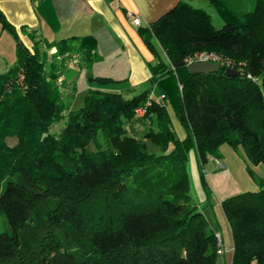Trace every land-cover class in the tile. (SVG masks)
Here are the masks:
<instances>
[{
    "label": "trees",
    "instance_id": "obj_1",
    "mask_svg": "<svg viewBox=\"0 0 264 264\" xmlns=\"http://www.w3.org/2000/svg\"><path fill=\"white\" fill-rule=\"evenodd\" d=\"M207 3L219 28L186 0L136 26L159 100L149 86L127 98L105 87L119 80L87 75L76 108L62 102L47 51L21 43L0 12L15 52L0 72V264H214V231L190 201L187 154L201 164L226 143L264 167V0L246 12L240 0ZM93 37L49 46L61 57L82 49L89 62ZM199 52L215 53L218 70L188 72L184 58ZM246 170L257 188L219 200L230 264H264V184Z\"/></svg>",
    "mask_w": 264,
    "mask_h": 264
},
{
    "label": "crops",
    "instance_id": "obj_2",
    "mask_svg": "<svg viewBox=\"0 0 264 264\" xmlns=\"http://www.w3.org/2000/svg\"><path fill=\"white\" fill-rule=\"evenodd\" d=\"M178 1L0 0V12L6 22L15 28L21 43L30 47L32 42H36L38 50L47 51L46 56L52 55V60L60 64L55 68V72L62 83V86L59 87L61 100L68 104L67 107H70L75 91L72 80L79 72V67L91 70L96 61L111 62L109 67L113 70L122 67L124 71L118 85L126 84L127 90L133 88L134 85H142L148 81V77L151 75L148 65L154 60L152 54L140 40L139 34L136 32L137 25L131 23L130 15L138 16L139 25L145 24L165 13ZM186 1L192 6L197 2H207V0ZM254 1L240 0L244 12L252 8ZM28 33H31V36ZM88 34L94 36L95 41L94 50L90 51L92 59L89 62L86 61L82 49L71 48L69 54L65 52L61 57L55 47L49 46L59 38H68L69 36L75 38ZM69 42L72 43V46L77 45L73 39ZM110 55L111 57H109ZM53 61L52 63H54ZM113 72L107 70L103 73H93V75L115 76ZM84 75L85 73H83ZM84 88L85 90L88 88L87 84L84 85ZM115 89L117 90V88ZM217 216L214 219L213 227H209L214 233L219 234L220 241L226 250L216 254L214 264H230L232 257L230 229L221 208L220 215Z\"/></svg>",
    "mask_w": 264,
    "mask_h": 264
},
{
    "label": "rangeland",
    "instance_id": "obj_3",
    "mask_svg": "<svg viewBox=\"0 0 264 264\" xmlns=\"http://www.w3.org/2000/svg\"><path fill=\"white\" fill-rule=\"evenodd\" d=\"M194 6L204 9V11L209 14L212 25L217 28L220 27L222 20L221 18L217 17V14L211 8V5H209L207 2L205 3V1H201L197 2ZM13 40L14 39L10 33L6 32V30L2 29L0 26V72L6 70L7 68L9 69L12 64L15 53ZM109 57H111V55ZM49 61H53L52 55L46 56V64H48ZM54 63L56 64L55 67H59L60 64L57 62ZM109 63L111 62L96 61L91 70L79 67V72L72 80L73 89L75 91L70 107L76 108L81 103L82 95L84 93L83 91L85 90L84 85L87 84L88 86L86 81L87 75L94 76L93 73H103L107 70H112L115 74V76H109V78L113 79L114 81H119L116 83L110 82L106 84V88H117V90L120 91L123 96L129 98L132 94L138 92L139 90H143V88H146V86H149L151 90L149 95L154 98V100H159L160 91L158 86L150 84L148 81L144 82L142 85H134V87L130 90H127L128 87H126V84L118 85L121 82L120 76L124 69L122 67H118L113 70L109 67L111 65ZM63 72L65 73L64 68ZM83 73H85V77L83 76ZM57 80H59V87L62 86L61 80ZM67 102L69 101L67 100ZM65 105L67 106L68 104ZM170 118L172 128H174L179 136L182 135L180 125H178L177 121L171 116V114ZM62 123L63 120L60 118L58 121L52 124L50 130L54 131L55 129L59 128ZM147 145L149 149H155V146L152 144L147 143ZM218 150L219 157L216 160L222 163L221 166H218L217 163L213 161V159H209L212 157L206 158V160H204L201 164H198L195 155L196 152L193 149L189 150L186 160V171L189 178L188 185L190 191V201L196 204L198 210L202 212L203 216L205 217L207 226L211 227H213L212 225L214 219L218 217V214L220 215L219 200L221 198L227 197V195L234 193H240L242 190H253L257 188L255 180L250 178L251 176L246 170V165L249 166L251 172L257 175L256 177L262 178L264 184V167L261 163H257L252 166L249 165L242 154V149H233L226 143L220 144ZM3 228V219L0 217V231H2Z\"/></svg>",
    "mask_w": 264,
    "mask_h": 264
},
{
    "label": "built area",
    "instance_id": "obj_4",
    "mask_svg": "<svg viewBox=\"0 0 264 264\" xmlns=\"http://www.w3.org/2000/svg\"><path fill=\"white\" fill-rule=\"evenodd\" d=\"M130 21H132L131 23L133 25H139V20H138V16L135 15V14H132L130 15ZM185 60V64L189 63L190 61H212V62H216L219 64V57L215 54V53H212V52H208V53H205V52H199V53H195L194 55H190V56H187L184 58ZM226 67H229V66H226ZM58 79V78H57ZM59 80L56 81L57 84ZM261 102H262V105L264 107V91L261 92ZM161 97V95H160ZM134 113L137 114V115H143L144 114V107L142 106H137L135 109H134ZM206 158H209V156H206ZM209 159H213V161L215 163H217L218 166H221L222 163H220L219 161H217L215 158H209ZM213 237H214V240H215V245H216V248H215V253H221L223 252L224 250H226L225 246L221 243L220 241V237H219V234L217 232H215L213 234Z\"/></svg>",
    "mask_w": 264,
    "mask_h": 264
},
{
    "label": "water",
    "instance_id": "obj_5",
    "mask_svg": "<svg viewBox=\"0 0 264 264\" xmlns=\"http://www.w3.org/2000/svg\"><path fill=\"white\" fill-rule=\"evenodd\" d=\"M218 63L216 62H212V61H190L189 63L186 64V69L188 72H191L193 74H195L196 72H200V73H209V72H213L218 70ZM224 73L226 75H233L235 76V74L239 73V70H233L231 67H225L223 69Z\"/></svg>",
    "mask_w": 264,
    "mask_h": 264
}]
</instances>
